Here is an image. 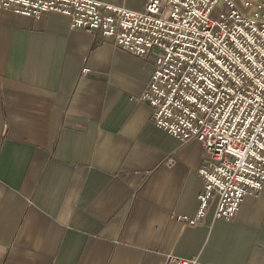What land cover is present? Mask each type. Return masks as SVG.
Wrapping results in <instances>:
<instances>
[{
  "label": "crops",
  "instance_id": "crops-1",
  "mask_svg": "<svg viewBox=\"0 0 264 264\" xmlns=\"http://www.w3.org/2000/svg\"><path fill=\"white\" fill-rule=\"evenodd\" d=\"M153 64L64 15L0 11V264H264V186L189 224L203 148L153 125Z\"/></svg>",
  "mask_w": 264,
  "mask_h": 264
},
{
  "label": "built area",
  "instance_id": "built-area-1",
  "mask_svg": "<svg viewBox=\"0 0 264 264\" xmlns=\"http://www.w3.org/2000/svg\"><path fill=\"white\" fill-rule=\"evenodd\" d=\"M4 10L64 15L71 30L99 32L153 58L142 96L153 125L203 148V191L190 225L212 203L217 220H232L242 198L264 186V0H148L137 12L98 0H0ZM164 264L197 263L168 256Z\"/></svg>",
  "mask_w": 264,
  "mask_h": 264
},
{
  "label": "rangeland",
  "instance_id": "rangeland-1",
  "mask_svg": "<svg viewBox=\"0 0 264 264\" xmlns=\"http://www.w3.org/2000/svg\"><path fill=\"white\" fill-rule=\"evenodd\" d=\"M212 18L215 19V18H216V15L213 14V15H212Z\"/></svg>",
  "mask_w": 264,
  "mask_h": 264
}]
</instances>
